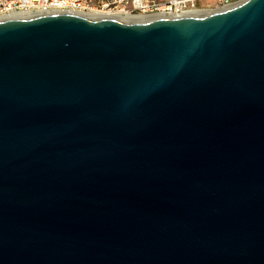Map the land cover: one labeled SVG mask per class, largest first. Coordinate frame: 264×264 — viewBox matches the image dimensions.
Wrapping results in <instances>:
<instances>
[{
    "label": "water",
    "instance_id": "water-1",
    "mask_svg": "<svg viewBox=\"0 0 264 264\" xmlns=\"http://www.w3.org/2000/svg\"><path fill=\"white\" fill-rule=\"evenodd\" d=\"M0 264H264V0L1 18Z\"/></svg>",
    "mask_w": 264,
    "mask_h": 264
},
{
    "label": "built area",
    "instance_id": "built-area-1",
    "mask_svg": "<svg viewBox=\"0 0 264 264\" xmlns=\"http://www.w3.org/2000/svg\"><path fill=\"white\" fill-rule=\"evenodd\" d=\"M244 0H0V19L15 15L63 12L99 16L122 12L131 16L193 17L232 7Z\"/></svg>",
    "mask_w": 264,
    "mask_h": 264
},
{
    "label": "bare ground",
    "instance_id": "bare-ground-1",
    "mask_svg": "<svg viewBox=\"0 0 264 264\" xmlns=\"http://www.w3.org/2000/svg\"><path fill=\"white\" fill-rule=\"evenodd\" d=\"M15 16L24 17V16H28V15H15ZM97 17L106 18L109 20L117 21V22H129V23H136V22H140V21H145V20L157 18L155 16L146 17V16H139V15H136V16L125 15L122 12L107 13L104 15H99ZM163 18H171V17L163 16Z\"/></svg>",
    "mask_w": 264,
    "mask_h": 264
}]
</instances>
